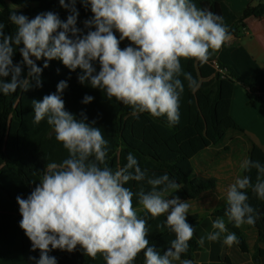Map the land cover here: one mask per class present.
I'll use <instances>...</instances> for the list:
<instances>
[{"label": "clouds", "instance_id": "clouds-1", "mask_svg": "<svg viewBox=\"0 0 264 264\" xmlns=\"http://www.w3.org/2000/svg\"><path fill=\"white\" fill-rule=\"evenodd\" d=\"M77 2L59 0L69 13L66 20L52 11L31 19L12 11L9 21L15 31L10 34L0 21V94L42 87L43 69L59 60L72 72L80 70V84L129 106L133 115L166 117L175 125L185 81L189 89L199 86L183 69L182 60L206 63L211 51L232 38L224 18L198 7L194 0H79L92 13L83 29L77 26ZM125 40L129 43L121 48ZM17 50L22 57L18 63L13 59ZM39 60L44 61L43 68L37 65ZM67 87V81L61 80L55 93L31 102L33 123L46 120L68 155L60 163L46 164L27 198L16 197L22 217L19 226L31 241V250L40 252L38 259H30L35 264H57L50 252L71 253L79 248L92 258L102 255L105 264H134L141 252L144 264L181 261L195 228L187 220L190 204L168 195L178 190L177 181L167 173L150 175L132 153L122 167L110 168L106 163L109 141L84 111L77 118L66 110L62 94ZM93 100L85 95L81 102ZM240 168L244 172L255 169L257 176L254 184L249 175L238 176L227 189L224 215L237 228L256 222L246 190L264 199V164L246 158ZM130 182L139 185L138 191L126 187ZM134 197L153 219L166 216L157 228L166 227L175 238L163 253L150 245L148 222L139 215ZM212 228L216 231L207 240L217 241L227 233L225 245L239 242L223 218L215 219ZM204 242L205 237H200L199 243ZM181 264L193 261L183 259Z\"/></svg>", "mask_w": 264, "mask_h": 264}, {"label": "trees", "instance_id": "trees-1", "mask_svg": "<svg viewBox=\"0 0 264 264\" xmlns=\"http://www.w3.org/2000/svg\"><path fill=\"white\" fill-rule=\"evenodd\" d=\"M198 7L208 9L213 13L221 15L224 18V23L227 25L231 36L237 35V29L244 26V23L249 18H256L264 20V0H258L254 6L247 5L239 12L232 11L226 4V0H194ZM79 11L78 23L82 24L81 29L84 28L83 22L90 18L92 13L89 8H85L79 0L76 4ZM18 11L28 16L29 19L34 18L37 14L47 11L57 13L60 18H67L68 11L62 8L59 0H0V21L5 25V33H14L15 27L9 21V14L12 11ZM87 30L85 29V32ZM117 36L119 34L117 33ZM128 41L121 42V48L128 45ZM14 62H21L22 57L17 50L14 57ZM194 60H182L183 69L192 74V64ZM207 64H213L222 70L223 76L229 77L232 80L240 83L243 88L247 89L246 97L248 104H264V71L260 69L258 64L252 60L246 50L239 44L226 46L225 44L218 50H213L210 53ZM40 66V65H38ZM49 69H43V79L51 84H55L47 91L45 95L55 93L56 86L61 80L67 81L68 87L62 94L67 111L75 114L79 118V113L84 111L88 117V121L96 120V126L100 127L104 133L105 139L109 141V151L107 157V165L112 168L113 160L117 161L118 167L126 164V157L132 153L140 165L149 164L156 169L165 171L173 176L177 181L187 190V192L194 198H198L204 193L213 191L216 186L215 179L196 180L187 174L182 166L186 148L185 145L179 142L180 134L187 129L190 123V89L187 87L185 81V91L181 96L180 101V119L175 125H170L166 117L154 118L148 113L137 114L146 123L155 138L171 148L172 154L167 160H158L153 156L143 154L138 148L126 142L121 134V118L122 116L133 115V110L126 105L113 100L109 101L99 89H93L88 84H80L78 82V75L80 70L75 72L70 71L65 67L61 61L52 60L49 62ZM42 67V66H40ZM43 68V67H42ZM24 69L27 70L25 67ZM99 65H97V70ZM182 78V77H181ZM183 79V78H182ZM16 93V92H15ZM15 93L9 95L0 94V162H2L7 171L17 176L23 184L26 191H31V183L28 175H32L41 179L45 170V161L42 149L39 146H34L21 157V161L10 160L6 157L1 149V142L3 140L8 118L13 114V99ZM203 94H210V102L207 106V118L209 122V129L211 138L217 144H220L226 135L227 131L243 132L233 121L229 119V126L224 122V117L218 116L217 106L221 98V77L216 75L214 81L204 88ZM85 95H91L94 100L90 104H83L81 101ZM43 96V97H44ZM193 146L189 149L193 154L199 148ZM201 150V149H200ZM181 152V153H178ZM251 160H258L264 164V150L253 151L251 153ZM256 182L257 172L252 169L250 172H245ZM249 199L256 201L255 215L256 222L254 225H245L248 229L254 230L257 226L259 228V236L256 239L254 250L257 252L258 245L264 244V199L258 198L251 189L246 190ZM0 193L3 198L8 200L7 191L0 185ZM9 206V205H7ZM0 208V264H35V260L30 257L39 258V250L25 253L27 244L31 243L28 239L27 243L24 241V231L20 228V220L22 219L17 213L11 211L1 212ZM226 203L219 209L213 212L216 218L227 217L224 215ZM142 218H146L150 214L143 209L138 211ZM188 222L196 228L198 221L187 219ZM227 229L237 235V247L242 253L248 252V245L245 241L239 228L235 227L232 222L227 223ZM174 234L166 227L152 233L148 239L150 245L170 239ZM201 251V246L197 239L193 238L189 242L188 252L181 256L183 259L194 260L195 255ZM55 256L57 264H105L102 255H97L92 258L83 253L77 248L74 252H67L61 250H53L49 253ZM134 264H144L143 252L138 254ZM202 264H233L229 257L225 256L215 262Z\"/></svg>", "mask_w": 264, "mask_h": 264}, {"label": "rangeland", "instance_id": "rangeland-1", "mask_svg": "<svg viewBox=\"0 0 264 264\" xmlns=\"http://www.w3.org/2000/svg\"><path fill=\"white\" fill-rule=\"evenodd\" d=\"M33 59L35 58L33 57ZM36 63L37 65L43 67L44 61L39 60L36 61ZM49 68L50 66L45 69ZM26 74L27 70L24 69L23 75L26 76ZM218 74L221 78L224 77L223 73L215 65V63L207 64L200 63L199 61L195 60L193 61L191 75L198 82L199 86L196 89L192 90V112L190 116L189 126L179 136V142L183 143L185 145L184 148H186L182 166L184 171L193 179L196 176V171L198 176L201 174V178H208L209 176L212 178V176L218 174L219 168L223 167V165L220 164L224 163L225 150L219 149L218 151L221 152L215 155L210 154V152L213 151L211 149V146L217 147V144H215V142L211 138V132L209 129V122L207 118V106L210 102V94H203L204 88L210 85ZM41 79L43 82L42 76ZM50 87L51 85L46 83L45 87H33L26 92L18 89L15 93L12 105L13 114L8 118L5 134L1 142V149L8 159L21 161L22 155L34 146H39L42 149L45 166L50 162L60 163L67 157L68 153L63 148V145L56 140L55 132L52 126L48 125L46 120L41 121L39 124L33 123L34 112L31 102L33 99L42 100L44 94L50 89ZM237 95H239V97H246V94L241 87L237 89ZM220 104L221 103H219L218 105V110L221 112L220 114H218V116H223L224 122L227 126H229V119L224 112L225 108H223ZM244 107H246L245 103ZM235 108V114L239 116L238 118L240 119V122H242L244 126L243 128H245V130L250 134L252 132L256 133V135L260 136L262 140H264V132H262V129H264V112H259L258 110V112L260 113V118H262V120L259 119L258 122L253 119L252 113H256L257 115L256 110H254L253 108L252 110H249L248 106V108H246L248 109V112L244 108H242V106L239 108L238 106H236ZM249 117H251V119ZM121 124V134L123 139L129 144L138 148L143 154L153 156V158L155 159L164 161L170 158V155L172 154L171 148L159 142L155 138L151 130L139 115L122 116ZM229 133L233 134V131H229ZM196 143L199 145L200 149H209L207 150L209 154L207 152L204 153L208 156L203 155L201 158L200 154L199 156H197L201 160L194 159V157L192 156L193 152L189 150L191 146L194 147V144ZM221 145L222 144H218V147H221ZM230 146H232V144H230ZM193 150L194 148H192V151ZM198 162L200 163V168L198 170H195V163ZM140 166L142 168L148 169L150 175L154 173L155 175L159 176L166 173L165 171L156 169L149 164H142ZM117 168V161L114 159L112 169L115 170ZM168 175L170 176V178L175 179L170 174ZM27 177L31 183L32 191L35 188L36 184L39 183L40 178L32 175H28ZM175 180L177 181V179ZM177 183L179 185L178 190H175L168 195L169 197L172 195H176L181 200H185L190 204L187 219L192 220V222L196 221V219H199L200 216H203L205 218V215L209 216L210 214H213L214 211H216L224 203H226L227 191L223 190V186L219 187V190L221 191L207 193L199 198H194L178 181ZM0 185L7 191L8 194L7 200L3 198L4 196L0 193V208H4L1 212L11 211L12 213H17L21 217L16 197L21 196L22 198H27L31 191H26L20 179L14 174L7 171L2 162H0ZM126 187H130L134 192H136L138 191L139 185L136 182H130L128 185H126ZM145 187L147 188L146 185ZM134 205L137 207L138 211L142 210V207L139 206L138 200L135 197ZM145 219L148 222L149 237L152 233L164 228H157V225H162L166 219V216H160L153 219L149 215ZM209 223V218H205L203 220L202 225H200L195 230L197 236L202 237L203 233L205 234V228H208L210 226ZM27 240L28 238L24 233L25 243H27ZM205 254L206 252L202 253L203 256H205Z\"/></svg>", "mask_w": 264, "mask_h": 264}, {"label": "crops", "instance_id": "crops-1", "mask_svg": "<svg viewBox=\"0 0 264 264\" xmlns=\"http://www.w3.org/2000/svg\"><path fill=\"white\" fill-rule=\"evenodd\" d=\"M258 3V0H226V4L229 6V8L234 12H239L242 8H244L247 5H256ZM62 20H66V18H62ZM77 26L80 27L82 24L77 22ZM231 40L227 43H225L226 46H230L233 44H239L241 45L248 55L252 58L253 61H255L260 69L264 71V20L256 19V18H249L245 21L244 26L237 29V35L231 36ZM43 87H45V84L51 85L50 89L53 85L46 82L43 79ZM241 87L245 94L248 92L247 89L243 88L242 85L235 80L230 79L229 77L224 76L221 78V98H220V105L225 108L224 112L226 113L227 117L229 119H233L235 124L243 131V132H236L233 131V134H230L229 131L226 132V135L224 136L222 142L220 144L221 147H213L211 146V149L213 150L210 152V154H217L221 151H218L219 149L225 150L224 152V163L220 164L223 165V167L219 168L218 174L212 176V178L209 176L206 177H200V175H197L194 179L198 180H206V179H215L216 180V186L213 191L207 192H216L221 191L219 190V187L223 186V190L227 191L228 187L235 182L238 176L246 175L245 172L240 168V164L244 159H251V153L253 151H260L264 150V140L256 133H248L245 128H243L242 122H240L239 116L235 114V107L238 106L244 108L246 111L256 110V113L253 114V119L255 121L259 122L260 113L264 112V104H248L247 97H239L237 95V89ZM49 89V90H50ZM48 90V91H49ZM244 103L245 106L244 107ZM190 116L192 112V89H190ZM255 105V106H254ZM249 106V108H248ZM257 106V107H256ZM261 109H260V107ZM248 108V109H246ZM259 108V109H257ZM259 110V112H258ZM221 111L218 110L217 106V113L220 114ZM248 112V111H247ZM252 112V111H251ZM250 113V112H249ZM251 119V117H249ZM257 122V123H258ZM185 131V130H184ZM232 132V131H231ZM262 132H264V129H262ZM230 134V135H229ZM226 143V144H225ZM232 144V146H230ZM213 147V148H212ZM229 147V150H228ZM194 148H199V145L196 143L194 144ZM217 148V149H216ZM209 149H198L196 150V153L192 156L194 159L201 160L200 158L203 155L208 156L207 154H204ZM222 150V151H223ZM208 153V152H207ZM198 158L197 156H199ZM209 154V153H208ZM219 165V166H220ZM195 170H198L200 168V163H195ZM206 174V173H205ZM254 180V179H253ZM252 180V182H253ZM204 193L203 195L207 194ZM201 195V196H203ZM200 196V197H201ZM199 198V197H198ZM254 208L256 201L253 199H249L248 201ZM225 204V203H224ZM148 217V216H147ZM146 217V218H147ZM205 218H209L210 223L209 227L205 228V234L203 233V236L205 237V242L203 245H201V251L198 252L193 260V264H202V263H210L215 262L218 259H221L225 256L229 257L233 264H264V244H259L257 252L254 250V245L256 243V239L259 236V228L258 226L254 230L248 229L244 224L241 227H239L242 235L245 238V241L248 245V252L242 253L238 247L237 243H234L232 246H227L223 243V238L227 233H224L221 235V238L217 241H209L207 240V235L209 233H212L216 231L212 228V223L216 217L213 216V214L205 215ZM203 216H200L198 221V226L195 228V230L202 225L203 220L205 219ZM224 219V218H223ZM225 223L227 225L228 220H225ZM228 232H231L228 230ZM194 237L199 242L200 236H197V233L195 231ZM175 237H172L170 239H164L163 241L154 243L152 245H155L157 250H159L161 253L165 251L170 246V241L174 239ZM31 250V243L27 244V248L25 249V253L28 254ZM203 252H206L205 256L202 255ZM257 256V257H256ZM259 257V258H258ZM182 261V260H181ZM181 261H174L173 264H181Z\"/></svg>", "mask_w": 264, "mask_h": 264}, {"label": "built area", "instance_id": "built-area-1", "mask_svg": "<svg viewBox=\"0 0 264 264\" xmlns=\"http://www.w3.org/2000/svg\"><path fill=\"white\" fill-rule=\"evenodd\" d=\"M220 69V68H219ZM220 71L222 72V70L220 69Z\"/></svg>", "mask_w": 264, "mask_h": 264}]
</instances>
